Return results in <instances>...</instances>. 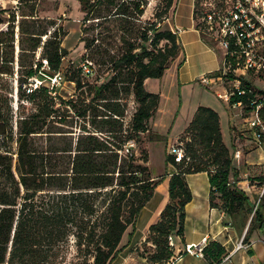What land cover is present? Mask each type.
<instances>
[{
  "label": "trees",
  "instance_id": "1",
  "mask_svg": "<svg viewBox=\"0 0 264 264\" xmlns=\"http://www.w3.org/2000/svg\"><path fill=\"white\" fill-rule=\"evenodd\" d=\"M29 1L19 0L21 4ZM78 1L85 13V22L137 19L144 15L147 4L146 0ZM195 1L196 28L202 40L214 50L207 36L217 41L216 28L205 18L207 7L203 1ZM174 3L175 0L167 1L166 12ZM218 6L225 9L222 3ZM7 13L0 11V79L12 77L16 72L21 88L33 78L42 81V85L29 89L25 95L33 111L21 117L16 125L12 123L9 102L5 108L0 107V264H37L44 257L45 248L57 245L61 248L69 236L75 238L80 253L85 251L91 257V264H111L123 249L120 245L128 228H135L141 211L165 178L152 179L148 167L136 163L128 145L131 141L139 142V135L149 132L148 123L158 109L160 96L148 92L145 84L149 79L162 78L178 57L181 52L178 36L168 29L160 31L161 23L152 24L142 28L137 44L127 36L130 30L123 31L120 40L124 52L120 56L100 52L103 55L100 64L108 68L110 79L95 87L93 101L77 115L86 120L91 110L90 125L106 135L100 137L88 131L77 139L61 135L60 140L50 138L52 141L46 148L40 143L46 133H69L55 125L49 132L44 131L46 120L57 118V97L43 83L61 73L63 60L68 55L62 46L67 33L55 21L39 18L37 12L29 15L11 12L5 18ZM121 30L117 29L115 36ZM163 41L164 47L158 48ZM233 50L231 46L221 68L209 75L221 77L225 86L239 82L244 94L236 93L230 104L242 103L239 119L242 124L255 112L264 123V104L257 108L264 103V89L255 82L264 80V76L252 71L239 75L241 60ZM122 94H132L138 104L129 132L124 127L125 110L114 108ZM94 102L103 104L97 105L105 110L102 119L96 113ZM61 104L76 110L73 101H61ZM56 123L67 125V121ZM230 133L236 150L239 149L236 143L251 141L250 130L237 123L231 126ZM178 140L185 156L179 163L173 155L166 157V166L174 170L168 183L169 200L159 219L149 227L148 239L155 247L150 257L152 264H167L183 253L184 248L177 252L175 245H169V237L184 240L185 208L192 201L188 175L207 174L210 206L228 216L237 231L244 234L251 220L243 242H248L255 230L264 231V208L262 205L256 208L238 186L239 174L233 153L224 142L219 114L199 106ZM11 141L16 144L14 153L10 149ZM149 141L165 142L166 137L153 133ZM257 183L263 187L264 177ZM228 255L223 245L210 241L204 248L203 259L208 264H222Z\"/></svg>",
  "mask_w": 264,
  "mask_h": 264
},
{
  "label": "rangeland",
  "instance_id": "2",
  "mask_svg": "<svg viewBox=\"0 0 264 264\" xmlns=\"http://www.w3.org/2000/svg\"><path fill=\"white\" fill-rule=\"evenodd\" d=\"M168 0H146L147 4L145 7L144 15L137 19H128L119 18L111 21H100V20H91L88 22L84 21L85 13L83 12L82 6L78 0H31L28 4H21L19 0H0V11L5 10L8 13L14 12L16 15H21L22 13L31 14L37 12V15L41 19H47L55 21L57 26L62 25L64 30L67 33V36L63 40V48L68 51V55L64 58L61 73L63 76L62 84L57 88V99L55 100L56 105L55 109L57 110V118L52 121V118L46 120V125L44 126V131L49 132L52 125H55L57 128H61L60 131H68L69 133H46L40 143L44 147L48 148L52 139L60 140L58 136L69 135L73 139H77L79 135L86 134L88 132H94L97 136L104 137L106 134L96 132L91 125L92 114L91 110L89 111V116L84 120L83 118L78 117L77 115L80 112H83L88 108L89 103L93 101L94 98V89L95 87L107 82L110 77V71L104 65H101L103 55L100 54L102 51L110 53L113 56H120L124 52L123 43L120 40V36L124 33L123 31L130 30L131 33L127 36L131 41L139 44L138 35L142 31V28H148L152 24L158 25L160 31H165L167 29V20L172 14V7L166 12ZM200 1V0H199ZM203 5L207 4L208 1L202 0ZM233 0H214V4L218 5L222 3L224 7L231 6ZM206 8V7H205ZM207 9V8H206ZM8 13L4 15L5 18L8 17ZM165 17L167 19H160ZM122 29V32H119L115 36L116 30ZM210 39L211 45L219 56H223V50L219 46V43L214 39L207 36ZM166 42H161L158 45V48L164 47ZM89 45V48L87 47ZM150 48V46H148ZM138 53V52H137ZM37 59L40 58L39 53L36 56ZM91 63L92 72L87 74L85 73L82 65L83 63ZM18 76L15 74L12 77H5L0 79V107L7 105V101L11 105L12 110V123H15L23 116L28 115L33 111V107L30 103L27 102L26 96L31 90L35 88V85L32 83L31 79L27 81L25 85L20 87L17 83ZM172 73L168 72V78L166 80V87L170 90L172 88ZM200 82V81H199ZM256 85L264 89V80H255ZM43 83L50 87V81L46 80ZM201 85V84H199ZM10 89V90H9ZM202 94L210 93L206 88L201 86ZM26 90V91H25ZM174 90V89H173ZM25 91V94H22ZM184 97L187 99V92ZM121 99L118 101L119 104H116L114 108L124 109L125 116L123 117L125 130L130 131L131 121L133 115L135 114L138 104L136 103L134 96L122 94ZM61 101L69 102L73 101L76 106V110L70 109L68 106L61 104ZM102 102H94V105H103ZM163 113L162 111L156 112L152 119L148 123L149 132L139 135V142L131 141L130 143H135V147L132 148V153L135 156L136 163L139 165L147 166L149 169V175L152 179L165 177L167 174V169H164V162L168 156V148L171 145H175L179 140L171 141L167 143L166 141L162 142H150V134L156 133L152 130V121L156 120V126H158L159 132L163 130H169L170 123L174 118V112L178 109L180 104V95L178 89L175 87L174 97L168 99L164 98L163 102ZM174 108V112L172 110ZM230 111V110H229ZM229 111L227 114L229 116ZM97 114L101 115L99 119H102L105 115V110L102 106H97ZM63 119V120H57ZM237 125H240L241 128H246V125H243L239 118H236ZM55 121V122H54ZM56 121H67V125L56 123ZM100 121V120H99ZM64 123V122H63ZM66 123V122H65ZM158 123H161L158 125ZM243 125V126H242ZM54 131H59L54 129ZM17 132L15 128L14 133ZM166 137V136H164ZM16 135H14V139ZM231 150L236 151L233 147V139L230 136ZM237 150H240L242 153V158L245 154V151L249 152L246 154L252 153L253 156L250 159H253L255 163L263 162L264 154L261 149H254L252 143L248 140L244 144L236 143ZM10 149L12 153L16 151L15 141H11ZM144 161H147L144 162ZM242 163L241 160L234 159V166L238 167ZM243 164V163H242ZM168 167V166H166ZM171 169H173L171 167ZM241 171L247 172L248 174L244 175L245 179L248 180L250 186H255V192L252 190L249 193L253 195V203H258L260 193L262 191V185L256 183L259 179L264 177V168L263 163L247 165L243 164ZM202 183L204 186L209 184V180L204 176L202 178ZM247 188V186H246ZM259 205L264 207V196L260 199ZM137 224V221H136ZM136 224H135V233H136ZM142 226V223L140 224ZM133 231V227H129L126 234H129ZM149 228L141 227L137 235L131 240L129 244L126 245L128 238H124L120 247H123L121 252L117 257L112 261L111 264H152L150 262V257L155 252V247L151 244L149 237ZM240 238L243 239V234L238 231ZM256 243V255L254 261L256 264H264V231L255 230L250 234L249 241L243 242L244 244L250 246L252 243ZM81 250H84V246L81 247ZM46 252L43 256L37 260V264H91L92 259L90 256L85 255V251L80 253V248L77 246V242L73 236H69L64 245L59 248V245L55 247H47L44 249ZM248 254L247 250H241L237 254L231 255V261L227 264H239L242 262V256ZM183 264H208L207 261L203 258H198L190 255H183Z\"/></svg>",
  "mask_w": 264,
  "mask_h": 264
},
{
  "label": "crops",
  "instance_id": "3",
  "mask_svg": "<svg viewBox=\"0 0 264 264\" xmlns=\"http://www.w3.org/2000/svg\"><path fill=\"white\" fill-rule=\"evenodd\" d=\"M195 0H175L174 8L170 18L167 20V29L176 33L181 46V52L178 57L173 60L164 75L160 79H149L145 88L148 92L159 94L160 103L157 109V113L162 111L164 98L174 97L175 87L179 91L180 104L178 109L174 112V118L170 123L169 130L159 132L158 126H156V120L152 122V130L159 135L166 136V142L176 141L184 130L188 127L189 123L193 119V116L199 106H205L216 111L220 116L221 131L226 146L231 150L230 142V130L233 124H236L235 118L229 111L228 106L219 99L218 95L224 93V86L220 83H215L211 88L205 87L210 93L202 94L200 79L204 75H208L218 71L223 62V56H219L216 51L210 48L201 38L200 32L196 28V22L194 20ZM168 72L172 73V88L169 90L166 87V80L168 78ZM174 89V90H173ZM187 92V99L184 97ZM229 111V116L226 111ZM161 123H158L160 125ZM249 151L246 150L242 158V163L245 165H254L264 163H255L253 159H250L252 153L246 154ZM236 167L239 174L238 183L239 188L245 191L250 197L253 203V195L251 196L247 192L255 191V186L246 185L248 180H244L246 171H241L242 164ZM164 169L168 170V176H165L163 180L158 184L155 189L154 196L146 204L141 211L133 231L124 238H128L126 245L129 244L133 238L140 231L141 227L149 228L158 219L168 203V183L171 173L174 172L170 166L166 167L164 162ZM208 176L206 173H199L187 176V182L192 192V201L186 206V219L184 225V240L180 241L179 238H173L174 245L177 252L181 251L185 246L192 244H199L203 239H207L208 242L216 241L223 245L228 253L237 254L235 252L236 245L241 240L238 231L232 227L230 219L224 213L216 208L210 206L209 193L210 186H206L202 183V178ZM160 178H157L159 180ZM257 183V181H256ZM247 186V188H246ZM264 208V207H263ZM142 223V226L140 224ZM126 234V233H125ZM131 235V238L129 236ZM256 243L250 244L248 254L242 256V262L239 264H256L254 261L256 251ZM241 251V250H240ZM183 258L181 257L177 264H183ZM228 263V262H227ZM225 263V264H227ZM187 264V263H186Z\"/></svg>",
  "mask_w": 264,
  "mask_h": 264
},
{
  "label": "built area",
  "instance_id": "4",
  "mask_svg": "<svg viewBox=\"0 0 264 264\" xmlns=\"http://www.w3.org/2000/svg\"><path fill=\"white\" fill-rule=\"evenodd\" d=\"M208 1L205 6V18L208 22L212 23L216 28L214 31L215 39L218 41L219 46L223 50L224 56L229 53L231 46L234 47L232 53H237L241 63L237 69L239 75H245L248 71H252L256 74H262L264 76V0H233L231 6L225 7V9L219 8L218 5L214 4V0ZM223 56V57H224ZM44 66L47 67L46 61ZM91 63H83L82 67L85 73L91 72ZM50 81V91L52 96L57 97V88L62 84L63 76L62 73H57L53 77H48ZM35 88L42 85V81L36 78L31 79ZM215 83H220L224 86V93L219 94L218 97L227 106L232 116L241 119L242 114L240 108L241 102L230 104L233 96L238 94H244V91L240 89L238 81L231 82L228 86H225L221 77H211L209 74L204 75L200 79L202 86L211 88ZM34 88V89H35ZM264 103H260L257 108H260ZM243 125L248 128L251 132V143L254 149H261L264 154V123L260 119L257 112H255L250 118H247ZM243 123V122H242ZM129 148H134L135 143H129ZM129 152L128 149L125 151ZM168 154L175 157L176 162H181L184 158V149L179 144L171 145L168 148ZM233 157L236 160L242 159V153L240 150L233 152ZM264 165V163H263ZM264 196V186L260 193L258 203ZM207 239H203L199 244L187 245L183 249V253L178 257L171 259L167 264H177L178 260L183 255H190L198 258L204 257V248L208 244ZM169 245L174 247L173 237H169ZM248 245L243 243V239L236 245L235 252L240 250H249ZM231 255L223 260L222 264L231 261Z\"/></svg>",
  "mask_w": 264,
  "mask_h": 264
},
{
  "label": "water",
  "instance_id": "5",
  "mask_svg": "<svg viewBox=\"0 0 264 264\" xmlns=\"http://www.w3.org/2000/svg\"><path fill=\"white\" fill-rule=\"evenodd\" d=\"M250 222H251V220L249 221V223H248V225H247V227H246V229H245V231H244L243 237L245 236V234H246V232H247V230H248V228H249Z\"/></svg>",
  "mask_w": 264,
  "mask_h": 264
}]
</instances>
